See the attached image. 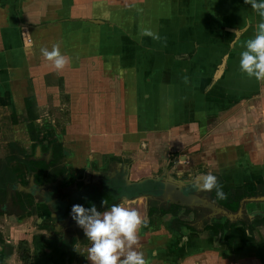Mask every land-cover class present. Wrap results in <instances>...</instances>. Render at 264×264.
Here are the masks:
<instances>
[{
	"label": "crops",
	"instance_id": "crops-1",
	"mask_svg": "<svg viewBox=\"0 0 264 264\" xmlns=\"http://www.w3.org/2000/svg\"><path fill=\"white\" fill-rule=\"evenodd\" d=\"M260 22L244 0H0V173L23 184L24 164L7 156L30 148L33 115L36 154L59 142L80 180L108 170L107 181L128 172L140 183L166 178L168 166L188 185L219 176L227 197L238 191L234 213L222 206L227 198L210 201L199 187L195 199L234 222L231 243L226 228L209 238L182 226L170 232L167 217L149 225L138 196L139 250L148 264H264V82L239 67ZM54 44L70 58L59 72L40 51ZM18 203L27 211L32 202L19 195Z\"/></svg>",
	"mask_w": 264,
	"mask_h": 264
},
{
	"label": "flooded vegetation",
	"instance_id": "flooded-vegetation-1",
	"mask_svg": "<svg viewBox=\"0 0 264 264\" xmlns=\"http://www.w3.org/2000/svg\"><path fill=\"white\" fill-rule=\"evenodd\" d=\"M31 142V146L27 150L18 145L19 147L15 150L17 156L20 155L21 159L28 158V160L35 157L36 160H33L38 163L42 162L41 164H44L45 168L40 169L38 166H35L34 169L29 168L26 163L17 159L18 162L25 165L21 167V170L26 173L23 177V184L19 185L15 181L10 190L6 189L4 196H1L0 192V264H90L87 259V248L90 246V242L86 239L83 229L71 218L70 213L73 205L80 204L88 208L92 201L98 211H103L117 203L134 204L136 198L142 196L147 198L146 216L149 225L153 224L154 216L160 219L167 217L165 224L169 231L177 230L182 226L186 230L196 231L197 233L206 231L209 238H211L210 226L214 225L218 231H222L223 228L228 229L229 226L234 225V222H230V218L222 217L219 210L213 209L211 204L206 205L208 208H204L202 202L195 199L197 187L201 190L202 182L198 185L200 176L195 177L194 182L192 181L189 185L181 181L183 184L179 188L169 182L167 184V196L170 200L159 196L163 187L162 180L165 177L154 179L155 182L159 183L157 188L151 192L132 194V196L123 195L121 189L124 185L130 189H135L138 184L146 188L144 186L146 181L140 183L129 181L128 172H124L116 178L115 182L112 179L107 181L108 170L96 172L95 177L85 175L80 180L73 177L67 170V167L61 161L63 158H60L57 167L63 168L64 172L59 174L53 169L52 165L47 166L53 157L52 147L49 154L48 151H43L42 154L35 155L36 142L33 140ZM40 170L43 171L46 180L36 183L37 173ZM169 170L170 167L168 166L167 172L164 171L163 176H171L176 180H180L174 177ZM7 176L8 171L6 173L1 171L0 184L4 185ZM32 176L34 187L31 188V191H25V187L28 188ZM52 177L53 179H51ZM86 178L96 179L95 185L90 187L85 181ZM219 180L220 177L218 176V183ZM196 181L198 186L194 184ZM20 187H23L24 191H20ZM181 188L184 190L181 191ZM8 191L11 192L12 203L6 202ZM134 191L136 192V190ZM187 192H191V194L189 193L191 196L186 195ZM205 193H207L210 201L215 200V189L210 192L203 191V194ZM19 195L20 197L23 196V199L31 200L32 203H29L30 207L27 211L23 210L21 203H18ZM153 196H157V198ZM178 196L183 197V200H179ZM200 199H202L201 196ZM239 199L238 191L231 190L222 206L228 210L232 205L231 203H238ZM103 200L107 202L106 205H102ZM179 202H182V204ZM172 204L175 206L171 207L170 210L158 209L159 207L166 209ZM152 206H156L157 209H151ZM230 211L234 213L235 210L230 209ZM27 214L30 216H27ZM4 217L8 220L13 219V225L9 226L4 221ZM10 217L12 218L10 219ZM195 218H200V221H202L200 222L202 223L201 229H197L190 224L193 223ZM24 219L25 222H23ZM223 237L227 239V233L223 234ZM182 238H184V235L180 234L178 239L182 240Z\"/></svg>",
	"mask_w": 264,
	"mask_h": 264
},
{
	"label": "clouds",
	"instance_id": "clouds-1",
	"mask_svg": "<svg viewBox=\"0 0 264 264\" xmlns=\"http://www.w3.org/2000/svg\"><path fill=\"white\" fill-rule=\"evenodd\" d=\"M245 4L260 16L261 22L256 27L254 36L248 38L239 53V67L249 78L264 82V0H244ZM144 35L159 40L160 37L151 31ZM238 39H233L231 47H237ZM44 59L51 63L57 71L63 70L70 58L61 54L59 44L51 49H40ZM216 190L218 199H226V193L218 183L217 178L208 174L202 177L201 190ZM102 201V205H106ZM71 218L83 229L86 239L90 242L87 248V259L90 264H148L140 248L139 232L144 225V219L138 209L129 203L113 204L103 211H98L95 205L85 208L75 204L71 208Z\"/></svg>",
	"mask_w": 264,
	"mask_h": 264
},
{
	"label": "trees",
	"instance_id": "trees-1",
	"mask_svg": "<svg viewBox=\"0 0 264 264\" xmlns=\"http://www.w3.org/2000/svg\"><path fill=\"white\" fill-rule=\"evenodd\" d=\"M26 108H28V112H30V104L29 102L26 104ZM31 113V112H30ZM26 122H27V125H28V128H29V131H30V136H31V139L33 141L36 140V136H35V131H34V125H33V120H34V116L33 115H29L27 118H26ZM52 151H53V157H52V160L48 163L47 166H50L52 165L53 169H55V171L57 173H62L64 172V169H60L58 168V164L60 163V158H62L63 154H64V151L62 149V145L59 143V142H56V143H53L52 144ZM22 154V152H21ZM26 155V154H24ZM13 158H17L21 161H23L24 163H26V165L29 167V168H33L35 166H38L40 169H44L45 168V165L44 164H41V163H38L37 161H34L33 159L32 160H28V158H20L19 156L18 157H15V155H12V156H7V160L10 161L12 160ZM6 170L8 171V177H10L11 180H13V182H10V184H14L15 182V178H14V175L12 174V172L5 168L4 170V173H6ZM68 176V175H67ZM53 179V177L51 178ZM46 180V177L44 176V173L42 170H40L38 173H37V177H36V183H41L42 181ZM158 183L159 182H155L154 180H146V182H144V187L140 186L139 184L137 185L138 187H136L135 189L131 188V192H133L134 190H136L137 193H139L141 191V188H144V191L147 190L148 192H151L152 190H155L158 186ZM6 184H8V182L5 183L4 181V185L3 184H0V192H1V196H4L5 195V191H6ZM136 192L134 191L133 194H136ZM94 205L93 204V201L92 203L90 204V206ZM175 205L172 204L170 206H168L165 210L163 208H158L160 210H163V211H167L168 209L170 210L171 207H174ZM151 209H157L156 206H152ZM210 232L211 234H215V233H218V229L216 226H210ZM227 243H231L232 242V238L229 237V235L231 234V230H230V227L228 228L227 230Z\"/></svg>",
	"mask_w": 264,
	"mask_h": 264
},
{
	"label": "water",
	"instance_id": "water-1",
	"mask_svg": "<svg viewBox=\"0 0 264 264\" xmlns=\"http://www.w3.org/2000/svg\"><path fill=\"white\" fill-rule=\"evenodd\" d=\"M37 150H39L40 151V146L38 145L37 146ZM36 150V151H37ZM48 151L49 152H51V146L48 148ZM37 152H35V154H36ZM49 154V153H48ZM32 159H35L36 160V158L35 157H31ZM32 182H33V176L31 177V180H30V183H29V185H28V188L27 187H25L26 189H25V191H31V188L32 187H34L33 185H32ZM169 182L171 183V184H175L176 185V187H181V185L183 184V182H181L180 180H176V179H174V178H172L171 176H167V178H165V179H163L162 180V184H163V187H162V190H161V193H160V197H163L164 199H166V200H170L169 199V197L167 196V194H168V191H167V184H169ZM148 197H149V195H148ZM154 198H157V196H153ZM11 198V192L10 191H8L7 192V199H6V202H11L9 199ZM173 201H177V200H175V199H172ZM180 204H182V202H179Z\"/></svg>",
	"mask_w": 264,
	"mask_h": 264
}]
</instances>
